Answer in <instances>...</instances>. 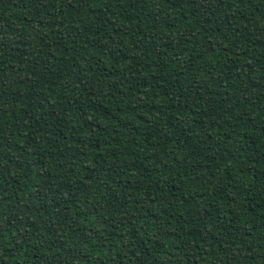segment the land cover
Segmentation results:
<instances>
[{
  "label": "trees",
  "instance_id": "obj_1",
  "mask_svg": "<svg viewBox=\"0 0 264 264\" xmlns=\"http://www.w3.org/2000/svg\"><path fill=\"white\" fill-rule=\"evenodd\" d=\"M0 264H264V0H0Z\"/></svg>",
  "mask_w": 264,
  "mask_h": 264
}]
</instances>
